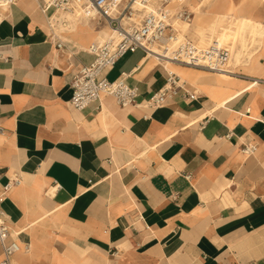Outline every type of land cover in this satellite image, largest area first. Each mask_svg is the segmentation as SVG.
<instances>
[{"label":"crops","instance_id":"crops-1","mask_svg":"<svg viewBox=\"0 0 264 264\" xmlns=\"http://www.w3.org/2000/svg\"><path fill=\"white\" fill-rule=\"evenodd\" d=\"M44 5L0 9V184L21 177L1 204L21 245L13 263L264 264V0H211L212 35L181 25L199 43L251 32L246 52L235 42V74L170 66L195 99L179 92L146 107L166 72L137 49L105 71L127 74L136 104L104 94L82 110L70 80L108 25L73 19L57 48ZM245 143L256 150L243 153Z\"/></svg>","mask_w":264,"mask_h":264},{"label":"built area","instance_id":"built-area-1","mask_svg":"<svg viewBox=\"0 0 264 264\" xmlns=\"http://www.w3.org/2000/svg\"><path fill=\"white\" fill-rule=\"evenodd\" d=\"M16 1L0 0V9L7 8ZM185 1L45 0L43 9L53 8L48 25L50 38L57 48L65 47L62 34L73 27L70 20L63 21L60 29L53 26V17L58 11L75 15L79 20L103 18L109 28L107 35L92 41L87 46L86 50L93 55V60L89 64H82L72 74L70 80L71 105L82 110L92 103L99 102L104 94L111 95L120 106L136 104L138 89L126 83L127 74L124 73L121 78L109 81L105 76V71L127 52H134L137 49H141L146 56L153 57L166 72L165 83L144 104L146 107H159L179 92L183 98H196V94L187 88L184 79L170 69V64L218 73L225 72L230 59L227 45H221L218 40H214L207 46H201L179 31L177 23L191 20L192 12L182 6ZM172 3L180 7L174 11L169 6ZM230 74H235V72ZM2 131L3 128L0 126V132ZM230 135L229 132L226 137ZM256 148L255 143H245L241 151L251 154ZM1 176L2 167L0 166V178ZM190 176V174H185L188 179ZM20 183L21 177L16 173L11 179L0 184V246L2 251L0 264H14L13 256L21 249L17 240L9 239L10 227L1 207L9 191ZM23 248L28 250L30 246L25 244Z\"/></svg>","mask_w":264,"mask_h":264},{"label":"rangeland","instance_id":"rangeland-1","mask_svg":"<svg viewBox=\"0 0 264 264\" xmlns=\"http://www.w3.org/2000/svg\"><path fill=\"white\" fill-rule=\"evenodd\" d=\"M161 3V2H160ZM211 3V0H190L189 2H184L183 4H182V6H185L187 9H189L191 12H192V14H191V20H190V22H193V20H194V18H195V15H196V13L194 12L195 11V9L194 8H192L191 6H198L199 4H200V9H201V15H200V19L198 20L200 23H201V35L203 36V35H207V34H210L211 33V35H212V30L210 29V27L208 26V24L210 23V21L212 20V18L210 19L207 15H205L204 14V12L205 11H207V8H208V5ZM170 6V5H169ZM171 7V6H170ZM233 17H236L235 15H232V16H228V17H226L228 20H230V19H233ZM180 24H181V22H179ZM179 24V31L182 33V34H185V35H187L188 37H190V38H192L193 40H195L197 43H199V41H198V38H197V35H196V33L194 32V30H193V28L192 29H189L188 31H184V29H183V27L181 26ZM237 25H238V27H240L239 29H242L243 30V28L241 27V20L240 21H238L237 22ZM217 31V30H216ZM215 31V32H216ZM229 32V31H228ZM218 33V32H217ZM247 33H250L251 34V32H248V31H245L244 32V37L242 38V39H240V41H239V39H238V41L236 42V44L237 45H240V48H242L243 49V51L244 52H246V49H247ZM257 34V33H256ZM256 34H252V35H256ZM259 34H260V31H259ZM233 35H234V33H233ZM241 35H243V34H241L240 32H236V35H235V37H237V38H239ZM227 43L229 44V45H232L233 43H232V39L231 40H228L227 41ZM241 43H242V45H241ZM244 43V44H243ZM234 45V44H233ZM234 47H235V45H234ZM236 48V47H235ZM237 49V48H236ZM248 53V52H247ZM240 54H241V52H240Z\"/></svg>","mask_w":264,"mask_h":264},{"label":"bare ground","instance_id":"bare-ground-1","mask_svg":"<svg viewBox=\"0 0 264 264\" xmlns=\"http://www.w3.org/2000/svg\"><path fill=\"white\" fill-rule=\"evenodd\" d=\"M170 6H171V9L174 10V11L177 8L180 7V5L175 4V3L170 4ZM194 12L196 13V17L194 18V22L197 23L198 19H200L201 12L199 10H197V11L195 10ZM76 18L77 17H75V15H71V14H68V13H65V12H62V11H58L57 14H55L54 17H53V26L55 28H59L60 29L62 27L63 21H69L70 20L72 22L73 19H76ZM102 20H104V22L106 23L105 19L102 18ZM180 22H181V24L180 23H177V24L182 25L184 23H188V21H180ZM245 22L246 21H241V27L242 28H243V25L245 24ZM236 30H237V28H235V32H234V31H231V29H230L229 32L228 31H225L224 33H222L219 36H216V37L210 39L209 41H207L205 43H198V44L201 45V46H207L212 41L218 40L221 45L222 44L223 45H227L226 44L227 41L232 39V43L235 45V42H236L235 35H236V32H237ZM200 31H201V29H200ZM233 33H234V35H233ZM199 40L201 41V37L199 38ZM233 44L232 45H229V46L227 45L228 46V50L230 52V59H229V61L227 63V66H226L227 69L224 70L225 72H219L220 74H230V73H233V70L231 68V60H232V55L234 53V45ZM170 66H172V64H170L169 67ZM216 73H218V72H216Z\"/></svg>","mask_w":264,"mask_h":264}]
</instances>
